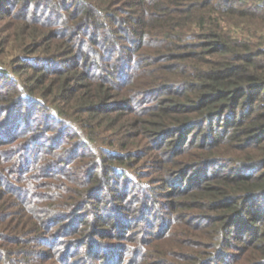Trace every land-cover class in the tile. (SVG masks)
<instances>
[{
    "label": "trees",
    "instance_id": "trees-1",
    "mask_svg": "<svg viewBox=\"0 0 264 264\" xmlns=\"http://www.w3.org/2000/svg\"><path fill=\"white\" fill-rule=\"evenodd\" d=\"M45 234L264 264V0H0V264Z\"/></svg>",
    "mask_w": 264,
    "mask_h": 264
},
{
    "label": "rangeland",
    "instance_id": "rangeland-1",
    "mask_svg": "<svg viewBox=\"0 0 264 264\" xmlns=\"http://www.w3.org/2000/svg\"><path fill=\"white\" fill-rule=\"evenodd\" d=\"M155 198H158L157 195H155ZM134 227H136V226H134ZM121 236H123V235H121ZM67 238H70V237H68V236L65 237V235H57L56 237L50 238V234L49 235L45 234L41 239H39L38 242L40 243V245H39L38 249L41 250L39 252V255H42L44 257L43 261L45 262V263H42V264H48L52 260L51 259L52 257H50L51 255L57 253L60 250V248H61V251H62L63 248H66L65 242H61V241L62 240L65 241ZM94 238H96V240H101L103 242H111V241H113V243H105L104 247L103 246L102 247L98 246L97 245L98 243L95 242V244H96V246L94 248L95 252L97 250L103 248L105 253L107 252V250H114L115 252L118 250L120 253L123 252V254L125 255V251H122V249L119 247V246H121L120 244H125V242H127L124 239V237H119V238L107 237V236L106 237H100L98 235V233H95V237ZM50 239H52L51 242L49 241ZM118 241L120 243H118ZM55 244H57V245H55ZM73 249L74 248H72L71 251ZM126 255H127L126 258H128L130 256L129 251L127 252ZM46 256H48V257H46ZM131 256H132V251H131ZM68 258H69L70 261H73V262H69V260H67V263H65V264H83L82 259H78V258H76V256L75 257L74 256H70Z\"/></svg>",
    "mask_w": 264,
    "mask_h": 264
}]
</instances>
